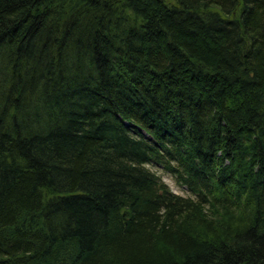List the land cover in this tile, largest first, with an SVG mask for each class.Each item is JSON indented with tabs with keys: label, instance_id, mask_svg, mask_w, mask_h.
Returning a JSON list of instances; mask_svg holds the SVG:
<instances>
[{
	"label": "trees",
	"instance_id": "obj_1",
	"mask_svg": "<svg viewBox=\"0 0 264 264\" xmlns=\"http://www.w3.org/2000/svg\"><path fill=\"white\" fill-rule=\"evenodd\" d=\"M0 264H264V0H0Z\"/></svg>",
	"mask_w": 264,
	"mask_h": 264
},
{
	"label": "rangeland",
	"instance_id": "obj_2",
	"mask_svg": "<svg viewBox=\"0 0 264 264\" xmlns=\"http://www.w3.org/2000/svg\"><path fill=\"white\" fill-rule=\"evenodd\" d=\"M151 172L155 173L161 178L164 184L169 188L172 193L183 197H191V193L185 186L177 183L176 179L168 173L162 166L149 164L146 166Z\"/></svg>",
	"mask_w": 264,
	"mask_h": 264
},
{
	"label": "bare ground",
	"instance_id": "obj_3",
	"mask_svg": "<svg viewBox=\"0 0 264 264\" xmlns=\"http://www.w3.org/2000/svg\"><path fill=\"white\" fill-rule=\"evenodd\" d=\"M164 190H165V189H164ZM164 190H163V191H164ZM174 194H175V193H174ZM185 198H186V197H185ZM129 208H130V207H129ZM126 213H127V212H126ZM131 214H132V213H131ZM124 223H125V222H124Z\"/></svg>",
	"mask_w": 264,
	"mask_h": 264
}]
</instances>
